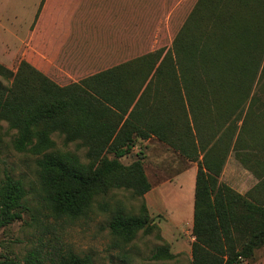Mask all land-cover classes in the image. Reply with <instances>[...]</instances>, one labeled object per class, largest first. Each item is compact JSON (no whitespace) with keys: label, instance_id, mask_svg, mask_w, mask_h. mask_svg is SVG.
Segmentation results:
<instances>
[{"label":"trees","instance_id":"trees-1","mask_svg":"<svg viewBox=\"0 0 264 264\" xmlns=\"http://www.w3.org/2000/svg\"><path fill=\"white\" fill-rule=\"evenodd\" d=\"M237 1L248 9L252 0ZM232 6L221 0H197L172 48L146 51L76 81H58L26 57L16 71L0 63V123L16 130V150L37 156L43 198L53 216L85 215L95 196L111 188H131L144 196L151 183L142 161L125 165L120 158L131 153L138 140L157 137L198 164L192 264H242L264 244V194L251 199L220 182L225 153L216 151L215 144L197 143L199 139L188 145L179 127V120H184L188 130L194 124L198 132V123H207L212 110L223 111L224 120L236 116L228 127L232 137L243 118L235 142L237 155L256 176H264V126L255 122L250 105L246 114L240 107L258 72L264 77V64L260 68L264 20L251 10L247 16L228 15V9L235 10ZM251 8L259 10L252 4ZM195 19L206 29L191 36ZM167 63L179 86L158 88ZM54 133L63 135L65 143L79 141L85 146L86 161L57 147ZM247 138L254 142L247 143ZM260 188L262 192L264 180L253 191ZM26 197L23 181L6 173L0 181V228L23 217ZM150 220L143 202L137 214L116 213L109 227L130 241L137 231L152 229ZM152 257L173 258L174 253L168 246H158ZM25 263L96 264L89 254L55 255L40 249L29 251Z\"/></svg>","mask_w":264,"mask_h":264},{"label":"rangeland","instance_id":"rangeland-1","mask_svg":"<svg viewBox=\"0 0 264 264\" xmlns=\"http://www.w3.org/2000/svg\"><path fill=\"white\" fill-rule=\"evenodd\" d=\"M196 1L184 0L179 4L145 7L144 45L140 43L139 52L130 53L129 57L153 49L172 48L175 35ZM221 1L233 5L235 10L228 9V15H246V11L251 10L253 16L264 20V1L262 0L250 1L253 7L259 10H252L251 4L248 9H245L246 6L237 0ZM23 8L24 6L21 5L16 6L18 12ZM3 9L11 11V15L8 19L5 17V21L7 24L14 25L15 8L3 7ZM205 10L207 9H204L202 14ZM19 23L18 18L20 30L16 49L14 46L12 50L5 45L0 46V63L14 71L18 69L21 60L25 57L23 53L18 52L25 44L28 31ZM191 25V36L200 35V32L206 29V26L198 19H195ZM0 37L6 38L2 35ZM263 64L264 57L260 60L261 69ZM164 70L163 79L157 80V87L167 89L179 86V81L172 71V64L167 63ZM260 74L258 72L252 84L249 98L240 107L241 109L245 107L244 114H246L250 105L254 111L255 122L264 126V118L261 114L264 112V77L260 78ZM64 77L63 80L76 81L81 75L71 77L65 74ZM220 113L225 112L219 111L217 114L216 110H212L213 115L207 117V123L205 121L198 123V132L194 124H192L191 132L184 120H179L180 131L185 142L193 145V141L199 139L197 142L199 144L207 146L215 144L216 151H221L226 156L219 181L251 199L258 194L263 195L264 190L261 192L260 188L253 191V188L264 180V176H256L242 162L235 149L237 133L243 118L238 121L236 134L234 133L231 137L228 127L231 125L230 119H233L235 114L228 120H224ZM212 117L213 121L210 122ZM15 135L16 130L11 129L7 122L0 123V181L6 173L20 178L27 190V208L23 210L21 219L0 228V264H10L11 261L15 262L13 264H26L25 259L32 249H40L44 253L51 251L55 255L68 251L80 255L89 254L96 264H192V243L195 236L193 233L194 209H190V205L193 204L195 196L191 197L189 190L192 183V171L189 170L190 160L186 156L158 141L157 137L148 141L138 140L133 151L121 157L120 161L125 165H130L136 160L142 161L144 172L151 183V188L144 196L135 194L131 188H111L108 192L95 196L85 215L77 218H56L43 198L37 156L29 151L16 150L13 145ZM52 137L57 147L75 152L81 160L86 161L87 149L79 141L65 143L63 135L58 133H54ZM218 137L221 138L218 139ZM246 142L254 141L247 138ZM109 155L114 156L112 153ZM143 202L147 205L152 229L149 232L141 229L132 240L124 241L111 231L109 222L118 212L139 213ZM158 246H168L174 253V257L153 258L152 255ZM242 264H264V244L256 248L254 254Z\"/></svg>","mask_w":264,"mask_h":264},{"label":"crops","instance_id":"crops-1","mask_svg":"<svg viewBox=\"0 0 264 264\" xmlns=\"http://www.w3.org/2000/svg\"><path fill=\"white\" fill-rule=\"evenodd\" d=\"M183 2L184 0H0V35L6 37H0V46L5 45L10 50L14 46L16 49L19 18V24L28 31L25 44L18 53H23L36 67L58 81L63 80L65 74L71 77L83 76L128 59L131 49L135 53L139 52L136 49L139 48L138 45H144L145 39V7ZM19 5L25 9L18 12L16 6ZM3 7L15 8L14 17L12 16L14 25L5 21L11 11L8 12ZM157 140L166 144L158 138ZM197 165V162L190 160L191 197L195 196ZM157 194L159 195L158 192ZM190 209H194V202Z\"/></svg>","mask_w":264,"mask_h":264}]
</instances>
